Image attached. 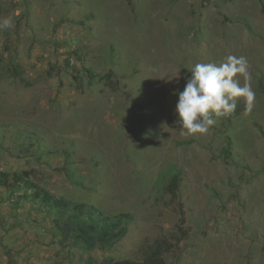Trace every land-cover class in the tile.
I'll list each match as a JSON object with an SVG mask.
<instances>
[{
	"label": "rangeland",
	"instance_id": "obj_1",
	"mask_svg": "<svg viewBox=\"0 0 264 264\" xmlns=\"http://www.w3.org/2000/svg\"><path fill=\"white\" fill-rule=\"evenodd\" d=\"M4 17L0 169L130 219L87 250L30 190L0 186V264L140 259L146 241L175 264H264V0H0ZM229 54L247 58L256 106L241 98L208 134L182 136L173 89Z\"/></svg>",
	"mask_w": 264,
	"mask_h": 264
},
{
	"label": "trees",
	"instance_id": "obj_2",
	"mask_svg": "<svg viewBox=\"0 0 264 264\" xmlns=\"http://www.w3.org/2000/svg\"><path fill=\"white\" fill-rule=\"evenodd\" d=\"M113 74V71L108 72L107 78L113 84L112 88H116V83L112 79ZM259 84L260 89L264 91V81L261 80ZM180 184L179 175H175L169 182L168 187L171 198L176 203L178 221L174 225V229L178 231V235L183 232V227L186 223L183 203L179 202L178 191ZM0 186H6L11 191L30 190L33 199L40 200L47 207L58 211L60 218L56 220V223L63 238L66 240L74 238L73 243L80 245L84 249H93L98 244L111 245L122 239L128 232L127 222L130 219L128 212L109 215L94 204L56 196L48 188L34 182L31 179L29 170L11 173L0 169ZM171 235L175 237L172 232ZM156 242L148 244L146 241L143 243L138 252L140 259L130 258L106 264H175L167 262L161 256L154 254Z\"/></svg>",
	"mask_w": 264,
	"mask_h": 264
},
{
	"label": "clouds",
	"instance_id": "obj_3",
	"mask_svg": "<svg viewBox=\"0 0 264 264\" xmlns=\"http://www.w3.org/2000/svg\"><path fill=\"white\" fill-rule=\"evenodd\" d=\"M11 27L13 21L10 18L0 19V31ZM249 68L246 57L232 54L220 63L194 64L189 70L191 75L185 73L183 76V89L174 88L172 92L178 98L174 108V123L179 126L181 135L196 137L208 134L216 123L214 117L231 116L241 98L245 113H251L257 98L251 85ZM172 78H168V81Z\"/></svg>",
	"mask_w": 264,
	"mask_h": 264
}]
</instances>
